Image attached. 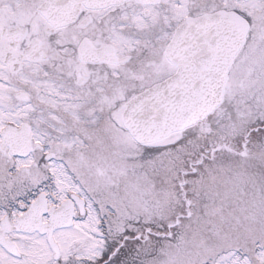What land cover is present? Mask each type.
Instances as JSON below:
<instances>
[{
    "label": "snow or ice",
    "instance_id": "snow-or-ice-1",
    "mask_svg": "<svg viewBox=\"0 0 264 264\" xmlns=\"http://www.w3.org/2000/svg\"><path fill=\"white\" fill-rule=\"evenodd\" d=\"M0 264H264V0H0Z\"/></svg>",
    "mask_w": 264,
    "mask_h": 264
}]
</instances>
